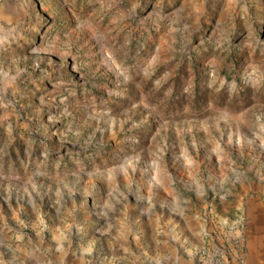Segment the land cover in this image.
<instances>
[{
  "label": "rangeland",
  "instance_id": "obj_1",
  "mask_svg": "<svg viewBox=\"0 0 264 264\" xmlns=\"http://www.w3.org/2000/svg\"><path fill=\"white\" fill-rule=\"evenodd\" d=\"M257 201L264 0H0V264H255Z\"/></svg>",
  "mask_w": 264,
  "mask_h": 264
},
{
  "label": "crops",
  "instance_id": "obj_2",
  "mask_svg": "<svg viewBox=\"0 0 264 264\" xmlns=\"http://www.w3.org/2000/svg\"><path fill=\"white\" fill-rule=\"evenodd\" d=\"M252 216L254 218V224L251 225V237L252 242L251 246H248V250L245 253L247 259L250 260V263L255 264H264L262 258L264 254V203L261 201L253 202ZM253 239V240H252ZM226 264H237L235 261H230ZM249 264V263H248Z\"/></svg>",
  "mask_w": 264,
  "mask_h": 264
}]
</instances>
